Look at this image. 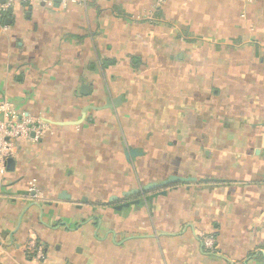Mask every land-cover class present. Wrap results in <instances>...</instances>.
<instances>
[{
	"label": "crops",
	"instance_id": "1",
	"mask_svg": "<svg viewBox=\"0 0 264 264\" xmlns=\"http://www.w3.org/2000/svg\"><path fill=\"white\" fill-rule=\"evenodd\" d=\"M0 100V264H264V0H17Z\"/></svg>",
	"mask_w": 264,
	"mask_h": 264
},
{
	"label": "built area",
	"instance_id": "2",
	"mask_svg": "<svg viewBox=\"0 0 264 264\" xmlns=\"http://www.w3.org/2000/svg\"><path fill=\"white\" fill-rule=\"evenodd\" d=\"M16 1L17 0H0V7L4 9L9 8ZM43 1L48 5H52L53 3V0ZM167 1L168 0H156V5L161 7ZM48 129V125L42 121L19 113L11 102L0 100V184L4 181L8 172V160L14 158L17 153L16 143L25 140L39 143L42 141ZM201 240L207 249L216 250V241L213 237L202 235ZM28 250L32 253L35 260L41 261L45 259L43 249L35 240L29 243Z\"/></svg>",
	"mask_w": 264,
	"mask_h": 264
},
{
	"label": "water",
	"instance_id": "3",
	"mask_svg": "<svg viewBox=\"0 0 264 264\" xmlns=\"http://www.w3.org/2000/svg\"><path fill=\"white\" fill-rule=\"evenodd\" d=\"M3 2V1H2ZM15 166V161L14 158H10L7 162V169L8 170H13Z\"/></svg>",
	"mask_w": 264,
	"mask_h": 264
}]
</instances>
